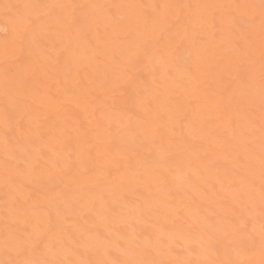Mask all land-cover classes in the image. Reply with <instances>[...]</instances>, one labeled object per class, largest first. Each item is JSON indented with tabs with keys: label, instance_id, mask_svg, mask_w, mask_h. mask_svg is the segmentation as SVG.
<instances>
[{
	"label": "snow or ice",
	"instance_id": "obj_1",
	"mask_svg": "<svg viewBox=\"0 0 264 264\" xmlns=\"http://www.w3.org/2000/svg\"><path fill=\"white\" fill-rule=\"evenodd\" d=\"M0 8V264H264V0Z\"/></svg>",
	"mask_w": 264,
	"mask_h": 264
},
{
	"label": "bare ground",
	"instance_id": "obj_2",
	"mask_svg": "<svg viewBox=\"0 0 264 264\" xmlns=\"http://www.w3.org/2000/svg\"><path fill=\"white\" fill-rule=\"evenodd\" d=\"M3 2H11V3H22L25 0H0V3ZM30 2L35 3H106V4H155V3H249V2H256L258 0H30ZM121 12L124 15H129L130 10L122 9ZM13 20L10 19L8 16L5 15L2 8H0V37L5 31H10L13 28ZM87 56V52L84 53ZM142 79L150 81L151 76L149 74H145ZM165 87H171V85H166ZM74 112L76 114V119L84 124L87 123L89 119V114L83 108H74ZM74 148V142L71 146ZM0 158H2V146H0ZM3 187L2 181H0V196H2ZM42 199H51L55 196L54 191H50L47 193L45 197L44 193H39ZM3 214L2 204H0V216Z\"/></svg>",
	"mask_w": 264,
	"mask_h": 264
}]
</instances>
